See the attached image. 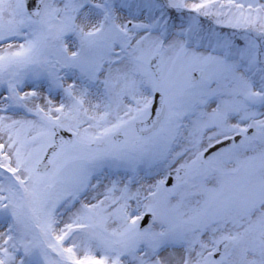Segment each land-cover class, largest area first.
Segmentation results:
<instances>
[{
	"label": "snow or ice",
	"instance_id": "1",
	"mask_svg": "<svg viewBox=\"0 0 264 264\" xmlns=\"http://www.w3.org/2000/svg\"><path fill=\"white\" fill-rule=\"evenodd\" d=\"M0 264H264V0H0Z\"/></svg>",
	"mask_w": 264,
	"mask_h": 264
}]
</instances>
